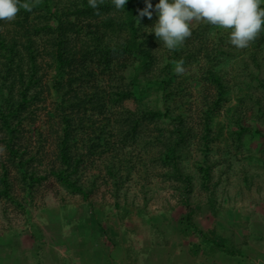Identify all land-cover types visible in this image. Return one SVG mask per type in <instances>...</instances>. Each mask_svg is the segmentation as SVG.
Segmentation results:
<instances>
[{
    "label": "trees",
    "instance_id": "1",
    "mask_svg": "<svg viewBox=\"0 0 264 264\" xmlns=\"http://www.w3.org/2000/svg\"><path fill=\"white\" fill-rule=\"evenodd\" d=\"M29 2L31 11L21 8L12 21L0 20V142L5 150L0 161V199L22 206L14 179L24 182L25 199L36 183L52 176L90 202L106 179L120 207L119 193L131 173L140 165L148 168L159 163L169 167L168 178L181 182L176 190L181 192L179 203L185 211L178 228L185 236L197 234L209 248L193 243L192 257L218 251L239 254L236 247H225L215 228L198 225L203 205L192 197V175L185 171L183 159L195 140L201 155L195 160L200 187L210 193L208 205L217 216L213 166L207 159L215 139L214 116L231 99L232 90L220 66L231 61L251 78L247 81L251 91L237 95L231 117L230 133L241 148L248 134L264 137L259 125L249 123L264 122V97L253 91H264V31L239 49L230 44L229 30L193 21L191 35L169 50L155 33H149L158 20L155 11L151 19L138 20L139 10L146 7L144 0H128L123 10H117L112 0H103L99 14L88 0ZM158 2L152 0L153 10ZM199 60L206 107L198 123L185 112L188 87L174 68L178 61L187 66ZM47 64L54 70L51 85L59 101L50 125L54 164L40 175L33 165L36 156L25 143V122L33 118L41 99ZM101 76L107 83H96ZM150 93L155 94V102L142 105ZM96 160L98 171L88 175ZM97 231L98 237L111 239V245L104 244L98 252L110 255L116 246L112 231L101 222ZM81 249L88 251L87 242Z\"/></svg>",
    "mask_w": 264,
    "mask_h": 264
},
{
    "label": "rangeland",
    "instance_id": "2",
    "mask_svg": "<svg viewBox=\"0 0 264 264\" xmlns=\"http://www.w3.org/2000/svg\"><path fill=\"white\" fill-rule=\"evenodd\" d=\"M216 29L219 28L216 26ZM201 62L184 66L182 73L188 87L184 109L198 123L202 109L206 107L200 80ZM220 67L232 90L231 99L214 116L215 139L207 159L213 166L211 187H215L213 198L219 212L217 216L208 205L210 193L200 187L201 178L195 160L201 155L195 140L191 152L183 159V165L185 171L192 175V197L203 205L198 225L204 229L215 228L225 247L234 246L237 248L234 250L241 251L239 254L233 256L218 251L212 255L203 252L192 257L189 249L194 247L193 243L204 245V242L197 234L183 235L178 228L179 218L185 211L179 203L181 192L176 190L181 182L168 178L165 173L169 167L159 163H148V168L140 165L131 173L119 193L120 207L115 205L117 199L106 179L91 196L90 202L72 193L52 176L36 183L32 194L24 199V182L14 179L16 194L23 207L0 199V244L9 243L19 251H31L29 253L37 251H34V246H38L42 253L46 245L48 251L54 249L58 253L59 259L47 254L43 263L81 264L79 253L83 243L87 242L91 247L98 245L95 243L98 240L100 244L111 245L108 235L98 237L101 222L112 231L111 236L116 241L112 249L120 256H126L125 264H264V137L248 134L243 138L242 147L238 148L230 133L237 95L251 91L247 88V81L251 78L231 61ZM44 71L41 99L34 108L33 118L25 122V143L36 156L33 165L40 175L46 174L54 164L50 125L56 115L55 104L59 101L51 85L53 67L47 64ZM103 79L106 78H97L96 83L104 84L106 81ZM255 90L257 95L264 97V91ZM155 97V94H146L141 104H153ZM253 108L256 111L257 106ZM249 123L264 130L262 120H250ZM151 130L148 132L154 133L153 126ZM4 156L5 150L0 142V161ZM97 162H91L88 175L98 171ZM202 247L209 249L207 245ZM91 249V253L96 250ZM30 258L34 262L40 260L32 254ZM110 262L117 264L114 259Z\"/></svg>",
    "mask_w": 264,
    "mask_h": 264
},
{
    "label": "clouds",
    "instance_id": "3",
    "mask_svg": "<svg viewBox=\"0 0 264 264\" xmlns=\"http://www.w3.org/2000/svg\"><path fill=\"white\" fill-rule=\"evenodd\" d=\"M103 0H88V5L99 14ZM128 0H112L117 10L125 9ZM146 7L139 10L138 20H158L151 27L163 46L175 50L192 32L193 21H204L223 30H229V42L243 49L264 31V0H159L153 10L152 0H144ZM31 11L29 0H0V20L12 21L20 9ZM174 71L184 73L183 61L176 62Z\"/></svg>",
    "mask_w": 264,
    "mask_h": 264
},
{
    "label": "crops",
    "instance_id": "4",
    "mask_svg": "<svg viewBox=\"0 0 264 264\" xmlns=\"http://www.w3.org/2000/svg\"><path fill=\"white\" fill-rule=\"evenodd\" d=\"M102 238V237H101ZM102 241V240H101ZM95 243H99L98 245H94L89 247L87 252H84L80 248V261L81 264H113L110 262V255H112L113 259L117 261V264H125L126 256L118 254L116 251L112 250L109 253L102 252L101 254L98 252L97 249L104 247L105 243H101L97 240ZM38 247V246H37ZM34 246V251L37 250L34 253H29L31 251L26 249H21V251L13 248L9 245V243L0 244V264H45L43 263L44 260H46V256L48 255H54L55 259L58 260V253L53 251L54 249H48L46 248V245L43 246V252L41 253V249ZM91 248H95L96 250H93V252H89L92 250ZM50 252V253H49ZM28 254L31 257V254L34 258H38L40 260L31 261L32 258L27 257ZM97 257V258H96ZM107 259V260H106ZM96 260V261H95ZM31 262V263H30ZM50 264V263H49Z\"/></svg>",
    "mask_w": 264,
    "mask_h": 264
}]
</instances>
